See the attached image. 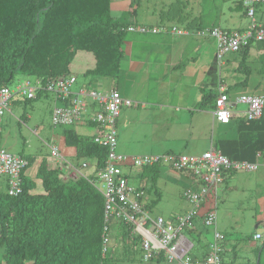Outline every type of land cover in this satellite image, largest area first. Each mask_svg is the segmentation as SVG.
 Masks as SVG:
<instances>
[{
    "label": "crops",
    "instance_id": "obj_1",
    "mask_svg": "<svg viewBox=\"0 0 264 264\" xmlns=\"http://www.w3.org/2000/svg\"><path fill=\"white\" fill-rule=\"evenodd\" d=\"M239 2L242 0H236L238 4L236 8H244ZM175 5H178L176 0H111L110 12L114 21L129 25L158 27L166 24L168 27L169 25L178 27L177 24L165 21L171 14L180 15L183 22H190L191 15L187 8L183 7V10L178 11L174 9ZM166 9L167 16L163 20L164 16L160 12H165ZM256 9L253 17L260 24H264V13L257 14ZM243 16H247L246 9ZM249 21L248 18L247 22L241 25L237 22V26L233 25L231 30H243L249 25ZM167 32L169 33L137 34L140 36L129 38L125 36L121 70L116 87L111 88L117 90L123 99L116 123L117 153L127 156H160L170 153L201 155L212 146L216 148L219 142H225L226 152L242 157L235 160L248 161L244 145L246 140L259 137L260 127H264V111L259 126H252V130L244 132L246 130L240 129V124L247 122L244 118L246 106L236 103V98L242 95L264 96V43H255L240 53H228L219 61L216 57V44L207 42V38L198 35L190 37L176 35L169 30ZM194 40L196 44L192 43ZM190 46L191 50L188 51ZM73 75L77 80L74 91L90 88L91 84H94V81ZM183 79L186 80L185 83L182 82ZM152 80L158 82L152 83ZM219 86L226 89L231 101V122L227 125L215 121L214 106L210 107L209 99L202 103L203 97L205 95L209 97L211 92L217 96ZM39 98L50 99L53 107L63 105L49 94H41L37 99ZM20 99L15 97L12 102L17 104ZM133 117L139 122L150 124L138 129L142 136H136L137 140L131 139L127 134L129 121ZM75 128L77 132L73 130L78 136L88 139L100 133L96 125L78 123ZM64 131L51 133L50 141L53 146L58 147L63 137L65 138ZM241 137L245 139L243 144ZM70 152L62 155L63 157L59 152V159L51 157L49 153L46 159L48 167L60 170L63 180L97 175L94 159L78 160L76 149ZM83 162L88 163L87 167L82 166ZM248 162L256 163L258 169L254 172L226 173L220 186L221 196L217 192L216 228L225 237L222 244L223 263L226 260L225 252H231L233 259L237 261V245L241 242V237L236 238L233 243L228 241V230L235 227L237 230L235 232L240 235L245 232L246 224H250V227L252 225L255 231L251 233L250 247H253L251 256L250 258L243 256L245 264H260L264 255V139L261 151L256 154L253 161ZM120 171L136 187L150 184L148 175L145 180L143 177L140 178L143 169L126 166L120 168ZM156 171L155 184L151 185L154 189V198L159 196L155 216L164 217L165 220L172 222L191 207L182 198L183 191L187 188L196 189L199 184L191 175L169 167L158 166ZM26 173L32 178L35 175V172L30 174L28 169ZM0 186L3 189L7 187L6 179L0 177ZM39 187L40 185L35 192H39ZM166 199L173 202V209H164L158 204ZM211 204L210 197L200 209L193 229L185 233L192 244L191 256L194 262H202L207 257L208 246L213 242L212 239L214 240V234L212 238L205 239V234L209 233L211 236L213 229L210 230L203 224V216ZM260 229L262 232L258 231ZM256 234L260 235L259 239H255ZM191 239L196 240L197 244L195 245ZM160 262L166 264L164 261ZM230 262L238 264V261L234 262L231 259Z\"/></svg>",
    "mask_w": 264,
    "mask_h": 264
},
{
    "label": "trees",
    "instance_id": "obj_2",
    "mask_svg": "<svg viewBox=\"0 0 264 264\" xmlns=\"http://www.w3.org/2000/svg\"><path fill=\"white\" fill-rule=\"evenodd\" d=\"M110 1L0 0V89L14 90L25 79L46 81L73 74L89 81L99 78L115 81L121 70L122 45L129 24L114 21ZM175 16L171 14L170 17ZM178 16L181 22L183 19ZM197 20L193 19L182 28L190 32L188 37L198 35L213 39L207 32L205 35L197 32L220 27L203 25ZM165 25L158 27H177ZM215 98L216 94L211 92L209 97H203L202 103L209 99L214 106ZM33 100L24 99L25 102ZM261 119L241 123L240 129L248 132L252 126H259ZM65 130L66 143L76 149V158L94 159L98 174L106 161L107 149L94 143L93 138L78 136L71 128ZM263 135L264 127H260L259 137L247 138L244 152L248 161H253L261 151ZM240 140L243 144L245 139L241 137ZM226 144L219 142L216 148L231 159L242 158L226 152ZM26 161L20 194L9 195L6 177L7 187L0 186L3 264H125L133 256H141L139 234H133L130 226L123 222L114 220L109 225L104 222V196L94 185L97 175L63 180L60 170L50 169L47 161L42 160L32 178L26 173L30 165L29 160ZM82 164L87 167L88 163ZM156 167L143 169L140 178L145 180L148 175V183L154 185ZM39 185L40 192H35ZM138 188L144 189L146 195V187ZM158 201L159 196L145 207L151 212ZM105 227L113 235L110 234L107 251L102 252ZM160 261H164L162 256L151 262Z\"/></svg>",
    "mask_w": 264,
    "mask_h": 264
},
{
    "label": "built area",
    "instance_id": "obj_3",
    "mask_svg": "<svg viewBox=\"0 0 264 264\" xmlns=\"http://www.w3.org/2000/svg\"><path fill=\"white\" fill-rule=\"evenodd\" d=\"M246 15L250 23L241 30H222L213 28L197 32L205 35L206 32L216 42V57L220 61L228 53H238L255 43H264V24L256 21L255 7L263 5L264 0H242ZM127 32L159 33L170 31L176 35L188 36V30L173 27L147 28L129 25ZM76 76L63 75L54 79L42 81L41 79H25L14 90L8 87L0 89V121L4 112L9 110L15 97L33 100L38 95L49 94L63 103L51 110L52 126H75L78 123L94 124L100 133L93 137L94 143L107 149V158L97 174L96 185L104 196V222L109 225L114 220L123 222L131 228L133 234L141 236V259L144 262L162 256L167 264H223V241L225 237L216 228V207L218 202V189L224 181L226 173L254 172L258 169L256 163L231 159L215 147L201 155L163 154L160 156H127L116 152L117 128L116 122L120 115L123 99L117 90L100 92L97 89L87 88L74 91ZM236 103L246 106L245 120L247 122L259 120L264 111V96L242 95L236 98ZM231 101L226 89L219 86L214 100L213 117L220 124L231 122ZM50 155L60 157L56 146H51ZM27 162L20 155H15L0 147V176L7 178L11 196H17L22 191V170ZM82 166H86L82 164ZM129 166L133 169H147L154 166L169 167L180 173L188 174L197 179L198 188H187L182 198L190 204V209L182 216L168 222L161 216H154L143 204L145 191L132 185L123 175L120 168ZM212 204L203 216L206 228H212L214 240L208 246V255L202 262H194L190 257L191 242L186 238L185 232L192 230L195 221L200 215V209L208 198ZM260 235L256 234L255 239ZM110 244V232L104 228L101 248L106 252Z\"/></svg>",
    "mask_w": 264,
    "mask_h": 264
},
{
    "label": "rangeland",
    "instance_id": "obj_4",
    "mask_svg": "<svg viewBox=\"0 0 264 264\" xmlns=\"http://www.w3.org/2000/svg\"><path fill=\"white\" fill-rule=\"evenodd\" d=\"M176 4L178 5H175L174 9H178V11H180L181 9L183 10V7L187 8V11L191 15L190 21H192L193 19H198L197 23L201 22L203 25H215L223 29H227V28L231 29L233 25L237 26V22L240 25L244 24L247 22V19L249 18L248 16L246 17L243 16L245 12V7L243 5L242 6L244 8H236V4H237L236 0H176ZM255 9L257 11V14H259L260 12L264 13V4L255 7ZM160 13L161 15L164 16L163 18L164 20L165 17L167 16V9L165 10V12L163 11ZM178 18L180 17L179 16L170 17V18H166L165 21L167 23L169 22L171 24H177L181 26L180 28L185 27L186 22H183V20H181V22H178L179 20ZM140 22L143 23L142 21ZM144 27L149 28L148 26H144ZM162 33H169V32L163 31ZM131 34H135V35H131ZM137 34H146V33L127 32L126 37L129 38V36H140ZM165 38L167 40L169 39L167 36H165ZM206 40L207 42L215 43L214 39H212L213 41L209 38H207ZM192 43L196 44V41L194 40ZM187 50L190 51L191 46ZM116 80L111 81L110 79L107 78L91 79V82L94 81V84L96 85L92 83L90 87L92 89H97L100 92H108L109 90H111L112 87L114 86L116 87ZM151 82L155 83L158 82V80H152ZM182 82L185 83L186 80L183 79ZM20 100L21 101H19V103L17 104L12 102L11 105L8 107L9 110L5 111L3 117L1 118L0 147L5 148L7 151H9L12 154L21 155L27 160H29L30 165L28 167V170L30 174H33L38 164L42 160H46L48 158V155L51 151L50 148L51 146H53V144L50 141L51 133L52 132L58 133L64 131L65 128L68 129L71 128L77 132V128H75V126H56V127L52 126L51 110L53 109L54 104L51 103L50 99L39 98L28 102H25L23 98H21ZM210 107L213 108L212 102H210ZM149 125H150L149 123L139 122L137 121L136 117H133L129 121L127 134L131 139L137 140L138 138H136V136H142V134L138 132V129L140 127L145 128ZM134 136L135 138H133ZM57 148L61 153V156L62 155L65 156L70 151L71 152L75 151V148L72 145L65 143L64 137L63 140L58 144ZM2 178H4V176H2ZM144 187H146L147 189V194L143 200V204L147 202H151L155 199L154 189L151 186V184H146ZM38 190L40 192L41 190L40 187L38 188ZM218 194L219 196H221L220 187L218 189ZM158 204L164 209H173L172 207L174 206L173 202L167 199ZM156 207L157 204L151 208V214L154 216L156 214L155 213ZM167 221L170 222L169 220ZM209 229L211 230V228ZM261 230L262 229L258 231L262 232ZM235 231H237L235 227L233 229L230 228L228 230L227 238L228 241L233 243V241L236 238L241 237V242L239 245H237L238 262L236 261V259H233L231 252H225L224 257L226 260L224 261L223 264H229V263L231 264L230 259L233 260L234 262H237L238 264H245L243 256L249 258L251 256L250 253L252 252L253 249V247H250V241L252 240L251 233L255 231L253 230V226L251 225L250 227V224H246L244 230L245 232H243L240 235ZM209 235H210L209 233H206L205 239H209L210 237L212 238L213 232L211 231V236ZM192 241L195 243V245L197 244L196 240L193 239ZM230 249L231 248H229V251ZM258 257L260 256L258 255ZM258 262H259V258H258ZM0 263L3 264L1 252H0ZM125 264H163V263L144 262L141 259L140 255H135L132 257L131 260H127ZM260 264H264V255L260 260Z\"/></svg>",
    "mask_w": 264,
    "mask_h": 264
},
{
    "label": "bare ground",
    "instance_id": "obj_5",
    "mask_svg": "<svg viewBox=\"0 0 264 264\" xmlns=\"http://www.w3.org/2000/svg\"><path fill=\"white\" fill-rule=\"evenodd\" d=\"M259 23V22H258ZM144 198H142L141 200H143Z\"/></svg>",
    "mask_w": 264,
    "mask_h": 264
}]
</instances>
